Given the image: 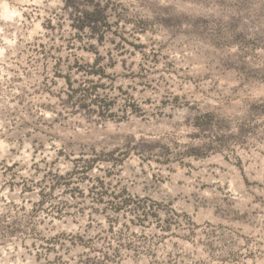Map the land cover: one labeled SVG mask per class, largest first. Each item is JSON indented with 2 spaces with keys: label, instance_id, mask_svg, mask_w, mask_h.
I'll return each mask as SVG.
<instances>
[{
  "label": "rangeland",
  "instance_id": "obj_1",
  "mask_svg": "<svg viewBox=\"0 0 264 264\" xmlns=\"http://www.w3.org/2000/svg\"><path fill=\"white\" fill-rule=\"evenodd\" d=\"M9 3L25 0L0 2V47L13 32L32 31V38L9 48L0 67L27 64L32 69H24L31 77L29 87L41 89L33 103L50 105L59 119L42 120L34 110L25 111L8 137L16 147L0 158V246L14 235L38 244L44 237L34 213L50 203L62 220L75 218L83 227L73 233L61 230L49 237L47 247L25 244L21 264H244L238 233L264 226V196H257L259 207L252 210L244 197L259 190L245 187L235 169L225 165L222 178L241 194L239 201L206 175L222 164L225 148L237 143L228 139L235 123L231 112L205 101L165 109L143 101L155 94L153 81L173 71L168 58L174 61L186 51L196 73L219 85L222 98L243 91L260 95L264 16L238 11L243 0H43L41 32L27 20L17 22L18 9ZM46 80L55 85L51 98ZM9 87L0 80L2 121L13 118L6 103ZM262 118L264 100L244 106L249 142L264 138V128L253 123ZM54 140L63 158L49 151ZM25 145L30 157L16 160ZM193 153L200 173L195 180L185 171V159ZM10 160L15 161L11 167ZM25 169L31 175H21ZM254 179L264 186V179ZM124 190L128 196L116 195ZM17 199L43 203L25 211L13 204ZM169 201L187 219L174 226L179 239L164 243L161 229L167 226L148 212L150 204L166 206ZM166 214L163 207L156 212L157 217Z\"/></svg>",
  "mask_w": 264,
  "mask_h": 264
},
{
  "label": "clouds",
  "instance_id": "obj_2",
  "mask_svg": "<svg viewBox=\"0 0 264 264\" xmlns=\"http://www.w3.org/2000/svg\"><path fill=\"white\" fill-rule=\"evenodd\" d=\"M0 2H4V0H0ZM42 2L43 0H25L24 4L9 3V6L18 9L17 16L19 19L17 22L27 20L34 28L42 32V20L40 17H42L44 13L38 10ZM28 11H32L33 13L30 18L24 16V13ZM238 11H243L250 17L264 16V0H243L242 7L238 8ZM31 38L32 31H29L27 35H18L16 32H13L10 39H4L3 43L5 46L0 47V58H3L5 54L8 53L9 48L15 47L18 41L26 42ZM160 47L163 49L166 48L167 45L161 44ZM11 55L15 56L16 53L12 52ZM161 59H165V57L162 56ZM168 63L175 64L173 71L170 73L165 71L163 80L153 81L155 94L151 96V98H146L143 103L165 109L169 104H180L181 102L188 104L190 101H205L230 111L235 123L229 128L228 139L237 140V143L233 147L225 148L221 154L222 164L217 163L214 165L212 170L206 173V175L210 177L218 189L232 194L239 201L241 199V194L235 187L230 185L227 180L222 178L224 172L227 170L224 166H231V168L236 170L239 180L244 183L245 187L255 185L259 190V192L249 191L244 197L246 206L252 210H256L260 204L257 196H264V186H261L259 182L254 179L257 176L264 179V138L249 142L245 134H250L251 129L244 127L243 117L244 106L249 104L253 99L264 100V92H261L258 96H253L250 91H243L225 99L217 94L219 85L215 81L210 78L201 77L196 73V64L190 52L186 51L182 56L177 54L174 61L168 58ZM24 69H27L28 73L32 72V69L27 64L20 62H13V64H8L6 67H0V80L7 81L10 84L6 103L13 116L12 119L7 121L0 120V158L16 147L15 142H10L8 137L15 134L17 127L16 121L20 119V116H22L25 111L34 110L36 116L42 120L55 122L59 119V114L55 113L50 105L45 103H33V97H38L41 89L29 87L28 82L31 77L26 74ZM43 83L48 89V95L51 98L53 95L51 93V88L55 85L51 83V80L43 81ZM132 99H136V93L132 94ZM251 107L255 108V105L252 104ZM209 119H211V117H209ZM253 123L260 128H264V118L259 121H254ZM241 136H245V138L238 139ZM55 143L56 141L54 140L49 144V151L58 153V156L63 158L64 153L62 148L58 149L55 147ZM28 147V145H25V149L22 150L21 156L16 157V160H24L26 157H30L31 154L27 151ZM115 151L117 150L114 149L112 154H114ZM44 155L46 156L48 153L45 152ZM195 155L196 154L193 153L185 159V171L190 173L193 180L200 175L196 169ZM75 159H79V157H75ZM14 162L15 161L12 160L8 161L9 167H11ZM45 163H47V161H45ZM53 163L55 164L57 162L54 161ZM94 164L98 165V161H94ZM90 168L94 172L101 171L98 166H90ZM21 175L31 174L25 169ZM65 175V173H61L60 179H64ZM3 195L5 196V200H7V190H5ZM40 195L43 194L40 193ZM116 195L124 197L128 196L129 193L127 190H124ZM134 198L135 197H133V199ZM58 199H62V197ZM41 203L43 202L37 200L21 201L17 199L13 201L14 205L24 207L25 211L32 210L33 205H39ZM162 207L165 208L167 214L157 217L156 212ZM260 211L264 214V208L260 209ZM34 214L36 215L35 223L37 231L43 233L44 238L37 244L30 239L24 240L15 235L12 236L6 244L0 246V256L6 258L0 259V264H21L19 258L21 254L25 252V244L29 247L35 244L36 248L41 246L47 247L52 243L49 237L57 235L61 230L66 233H73L74 231L81 230L83 227L82 222L75 218L67 222L62 220L59 209L50 203H45L43 208H40L38 214ZM14 215L15 213L12 214V216ZM148 215L158 220L160 224L167 226L161 229L166 237L164 243H168L169 240L174 241L179 239L178 233L173 230L174 226L179 224L181 220L187 219V217L185 216L184 210L181 209L176 202L169 201L166 206L160 203L155 206L150 204ZM192 215L195 217V210H193ZM12 216L9 217L7 221L8 224L12 223ZM86 219L93 218L88 216ZM190 222L196 227L197 231H199V226L196 224L195 219H192ZM119 227H122V225H117V228ZM238 235L242 245L241 252L242 254H246L244 264H264V226L257 228L254 232H250L247 235L243 231L239 232ZM162 246L163 245H161V247Z\"/></svg>",
  "mask_w": 264,
  "mask_h": 264
}]
</instances>
